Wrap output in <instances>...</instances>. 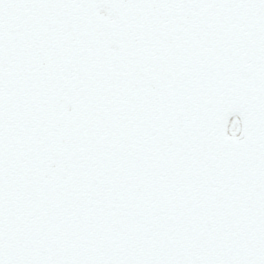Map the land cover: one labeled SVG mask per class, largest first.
<instances>
[{"label": "snow or ice", "instance_id": "6c2138e0", "mask_svg": "<svg viewBox=\"0 0 264 264\" xmlns=\"http://www.w3.org/2000/svg\"><path fill=\"white\" fill-rule=\"evenodd\" d=\"M0 264H264V0H0Z\"/></svg>", "mask_w": 264, "mask_h": 264}]
</instances>
